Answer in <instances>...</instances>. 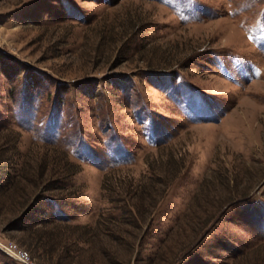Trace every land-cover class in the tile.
Masks as SVG:
<instances>
[{
	"label": "rangeland",
	"instance_id": "374dc122",
	"mask_svg": "<svg viewBox=\"0 0 264 264\" xmlns=\"http://www.w3.org/2000/svg\"><path fill=\"white\" fill-rule=\"evenodd\" d=\"M8 243L264 264V0H0V264H19Z\"/></svg>",
	"mask_w": 264,
	"mask_h": 264
},
{
	"label": "built area",
	"instance_id": "2783aa9c",
	"mask_svg": "<svg viewBox=\"0 0 264 264\" xmlns=\"http://www.w3.org/2000/svg\"><path fill=\"white\" fill-rule=\"evenodd\" d=\"M1 248L4 252L11 255L19 264H34L26 250L19 248L14 243L1 244Z\"/></svg>",
	"mask_w": 264,
	"mask_h": 264
},
{
	"label": "trees",
	"instance_id": "16d2710c",
	"mask_svg": "<svg viewBox=\"0 0 264 264\" xmlns=\"http://www.w3.org/2000/svg\"><path fill=\"white\" fill-rule=\"evenodd\" d=\"M18 174H19V172H18ZM17 177H18V175H12V176H10V179H9V181H7V183H9V184H14V182H16V180H17ZM155 203H157V202H155ZM23 213V212H22ZM26 215H28V213L27 212H25L24 214H22V215H20V217H18V219L16 220L18 223H20L18 226H19V228L20 229H24V228H26V227H24L25 225H24V223H23V216H26ZM34 217V216H33ZM36 220L37 221H39V219L36 217ZM123 220H125V219H123ZM45 220H43L42 222H44ZM15 222V221H14ZM33 222H35V220H33ZM46 222H51V221H46ZM55 226H57V225H60V227H65V228H67V227H69V225H67V224H63V223H56V224H54ZM33 226H34V224H31L28 228V235H32V236H34V237H40L41 236V234L38 232V231H40L41 229L40 228H37V229H34L33 228ZM208 226V225H207ZM31 227V228H30ZM75 226H72L71 228H74ZM77 227V226H76ZM94 227H96V226H94ZM89 228V227H88ZM114 235H115V232H114ZM33 246H35V244L34 243H31ZM131 246V245H130Z\"/></svg>",
	"mask_w": 264,
	"mask_h": 264
}]
</instances>
